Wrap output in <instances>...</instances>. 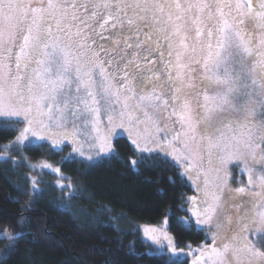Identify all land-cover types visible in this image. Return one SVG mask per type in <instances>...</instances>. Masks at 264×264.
Listing matches in <instances>:
<instances>
[{"label": "snow or ice", "instance_id": "1", "mask_svg": "<svg viewBox=\"0 0 264 264\" xmlns=\"http://www.w3.org/2000/svg\"><path fill=\"white\" fill-rule=\"evenodd\" d=\"M138 94L156 101L158 122L138 109ZM121 97L164 137L143 151L172 157L194 185L198 196L184 210L198 225L216 220L213 245L193 264H264V248L250 239L264 240V174H254L264 168V0H0V128L25 123L17 143L71 139L84 156L64 122L86 117L97 153L110 152L113 117L101 135V104L110 110ZM233 161L244 165L249 187L225 194L221 174ZM158 231L144 229L162 245L149 255L163 256L166 246L175 256L172 238Z\"/></svg>", "mask_w": 264, "mask_h": 264}, {"label": "trees", "instance_id": "2", "mask_svg": "<svg viewBox=\"0 0 264 264\" xmlns=\"http://www.w3.org/2000/svg\"><path fill=\"white\" fill-rule=\"evenodd\" d=\"M16 135L14 128H0V148ZM114 144L113 157L99 163L62 164L59 173L76 191L71 203L59 199L52 186L32 192L24 169L0 157V264H168L170 259L193 264L204 246L213 245L212 235L184 210L191 207L188 198L198 193L182 168L159 155L138 154L125 137ZM25 153L33 160L62 155L51 154L45 144ZM232 182V189L249 187L242 177ZM141 226L161 229L176 249L185 251L184 258L166 252L150 256L162 245L149 242ZM5 232L21 238L9 240ZM7 243L16 249L3 256Z\"/></svg>", "mask_w": 264, "mask_h": 264}, {"label": "rangeland", "instance_id": "3", "mask_svg": "<svg viewBox=\"0 0 264 264\" xmlns=\"http://www.w3.org/2000/svg\"><path fill=\"white\" fill-rule=\"evenodd\" d=\"M83 95V93H81ZM136 102L138 109L143 112H147L150 117H152L153 121H159V117L156 115L154 111V107L156 106V101L149 100V99H140V95L138 94L136 96ZM131 101H128V104L131 105ZM162 105V102H160ZM241 103H243V100H241ZM123 112L124 115L121 116L120 113ZM129 113H131V119L129 118ZM233 117L239 118L244 113L241 110L240 112H231L230 113ZM111 115L113 117V123L111 127L114 128L113 135L111 138V149L112 151L107 153H97V142L93 139V137L96 135V133L91 131V126L85 128L84 126V120L86 117H81L80 119L73 120V118L68 117L64 125L70 132L76 133V139L79 142L80 150L84 152V156H80L78 152H74L73 149L76 147L71 141V139H67L62 141L59 146H54L51 141L46 140H40L38 137H32L31 135L28 136V139H25L23 142L17 143L16 138L20 135V132L27 127L25 123L17 122L15 119L9 121V128L17 130L16 138L6 144L8 147L5 149V145H2L0 148V157L4 158L6 160H9L11 164L15 165L16 167H20L24 170L21 171L25 181H28V186L32 192H36L37 189L40 187H50L52 186L56 190H58L59 196L58 198L62 199L66 203H71V200H74L75 196V190L70 186V182L66 179L64 175H61L59 173L62 168V164L69 161H81L87 165L96 164L101 162L103 159L111 158L113 157L115 153V144L114 141L119 137H125L129 143L132 144V146L136 149L138 154L141 155H159L160 154L153 152V153H147L143 151L145 147L151 146L153 140L157 139H164V137L160 134L153 135V129L151 127L146 126L148 124L147 121H144L142 118L137 119V116L139 115L138 111H133L131 107L125 109L124 108V100L123 97H121V102L119 104H115L110 110L108 109V105L102 103L101 104V123L99 125L101 129V135L104 134V132L110 127L108 122V116ZM2 119V118H0ZM123 123L124 127L121 128L118 125L120 123ZM47 123V121H46ZM38 127V126H36ZM50 128L52 131H61L62 129L57 128L56 125L53 123L50 125ZM167 139H171V137H167ZM184 136L181 135L179 140L174 143L175 148L177 149V153L179 154L182 150V142L184 141ZM133 140H136L137 143L140 145V148L138 149L136 145L132 143ZM45 144L48 147V151L51 154H58L62 153V155L54 160V159H45V158H37L36 160H33L30 158V155L25 153V149L30 148L35 145H42ZM67 149V151H65ZM88 156L92 157V160L89 161L87 159ZM167 160H170L171 162L175 163L172 157H167ZM51 165V168L44 167V165ZM227 175L224 176L223 173L221 174L223 179L225 180V185L222 188V191L226 194L228 188H232L233 186V179L234 178H244L248 182V175L246 172H243L242 169L244 167L243 164H238L237 161H233L232 163L228 164L227 166ZM53 169H59L60 171L54 172ZM255 175L264 174V168L257 167L255 169ZM210 179H213V182H215L214 177H210ZM33 180L36 181L35 187L33 186ZM242 182L244 180L242 179ZM245 183V182H244ZM63 185V187H61ZM222 215L220 210L217 211V216ZM203 219V217L201 218ZM216 220L213 219L211 225L208 224H199L198 226L202 228L203 230H206L207 234L214 235L216 232ZM146 226H141V231L143 232L144 237L152 243H155L153 240L150 239V237L145 236L144 229ZM147 228H156L157 227H147ZM158 233H162L161 229H158ZM250 239L253 241V243L256 244L258 248H264V240H261L260 237L254 236L250 237ZM174 243V242H173ZM12 243H7V245L4 247V250L2 252L3 256H6L8 253L9 245ZM175 245V244H174ZM160 248V247H159ZM176 248V245H175ZM163 251L170 254L172 257L173 255L170 253V250L164 246ZM192 251V250H191ZM185 251H182L180 249H176V255L174 257L180 256L184 258Z\"/></svg>", "mask_w": 264, "mask_h": 264}, {"label": "flooded vegetation", "instance_id": "4", "mask_svg": "<svg viewBox=\"0 0 264 264\" xmlns=\"http://www.w3.org/2000/svg\"><path fill=\"white\" fill-rule=\"evenodd\" d=\"M254 2H258V0H254Z\"/></svg>", "mask_w": 264, "mask_h": 264}]
</instances>
